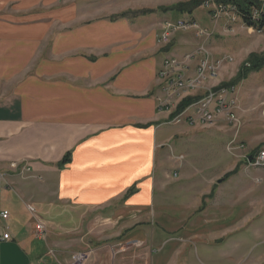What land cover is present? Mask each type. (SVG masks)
<instances>
[{"label":"crops","instance_id":"crops-1","mask_svg":"<svg viewBox=\"0 0 264 264\" xmlns=\"http://www.w3.org/2000/svg\"><path fill=\"white\" fill-rule=\"evenodd\" d=\"M1 1H5L4 7ZM179 1H170L167 6ZM149 2L0 0V17L17 15L36 20L8 27L0 23V52L13 54V68L22 67L23 51L27 52L25 61H31L41 40L43 48L32 72L26 73L11 93L4 94L0 87V210L11 213V188L7 181L13 182L15 191L27 201H43L39 210L54 209V200L63 205L110 209L121 200L124 208L150 210L156 189L165 188H155L152 167L157 158L159 164L164 163L165 142L188 127L185 123L176 124L179 127L172 128L171 136L165 135L164 127L172 124L167 123L169 112L158 107V99L164 93L157 72L166 55L182 57L194 52L201 41L191 32L178 31L171 43L163 46L158 38L164 21L194 17L176 11L139 13L166 6H150ZM41 8L46 10L39 11ZM128 11V16L114 18ZM154 12L164 13L163 17L148 16ZM67 153L68 162L61 167L52 166ZM13 165L29 167L34 181L23 179L20 172L12 170L16 167ZM37 176L42 180L35 185ZM157 179L159 184L164 182L161 173ZM131 187L134 190L125 197ZM223 223L228 225L231 220L224 219ZM241 225L237 220L233 226ZM9 235L8 240H0V264H26L24 254L40 252L30 228ZM180 235L164 240V246L161 237L149 233L148 226L135 228L125 237L128 244L140 242L141 246L151 247L152 252L158 250L154 264H172L171 258L162 254L163 249L171 244L169 251L181 256L187 250L182 244L199 237ZM224 236L220 244L224 243ZM227 241L231 251L225 259L241 264V240ZM205 244L209 245V240ZM200 249L206 258L207 247ZM185 263L193 264L187 258Z\"/></svg>","mask_w":264,"mask_h":264},{"label":"rangeland","instance_id":"rangeland-1","mask_svg":"<svg viewBox=\"0 0 264 264\" xmlns=\"http://www.w3.org/2000/svg\"><path fill=\"white\" fill-rule=\"evenodd\" d=\"M170 1L173 0H150L149 4L167 6ZM1 2V7H4L5 1ZM207 12L200 6L192 13L201 26L208 25L211 34L205 41L206 47L214 57L228 55L233 58V62L225 63L214 81H209V88H215V82L231 83L250 52L264 51V33L250 31L240 19L233 22L221 17L214 21ZM163 14L154 12L148 16L153 18ZM29 18L11 15L0 17V23L8 27L36 21ZM42 49L41 40L31 61H25L27 52L23 51L22 67L17 70L13 68L16 64L13 54L10 51L0 52V87L4 94L11 93L15 84L26 73L32 72ZM6 66L12 68L7 70ZM235 92L239 105L238 131L220 120L211 126L187 125L175 133L172 141L171 137L165 142L167 152L164 163L159 164L157 158L151 170L152 178L156 179L155 188L160 185L165 188L156 189L158 193L152 197L150 210L124 208L121 200L115 202L111 209L107 206L83 208L63 205L54 200L57 207L39 210L38 206L45 204L43 201H27L24 195L15 191L13 182L7 181V187L11 188V213L1 226H6L10 233H23L30 228L34 244L40 248L39 253L24 254L26 264H68L71 255L76 252L85 255L83 264H154L158 250L152 252L148 245L136 246L134 241L128 244V239L125 240L129 231L146 226L153 236L161 237V242L176 238L178 234L199 236L182 244L187 250L181 256L169 251L171 244L163 249L162 254L171 258L172 264H186V258L193 264H233L225 259L227 252L231 251L229 238L241 240V264H264V166L254 167L247 161V156L253 151L257 154L264 150V69L249 74L235 84ZM173 127L179 126L172 124L164 127L167 137L171 136ZM180 155L183 159L177 162L175 157ZM236 165L238 171L235 174L217 183ZM12 170L20 172L23 179L34 181L29 167L16 165ZM159 172L165 183L159 184ZM188 177L191 178L187 180ZM34 178L37 179L35 185L42 180L39 176ZM213 188V194L208 196ZM160 193L166 195H158ZM28 205L33 208L35 218L29 213ZM224 219L231 220V223L225 225ZM237 220L243 223L240 228L233 226ZM37 222L43 223L45 232L42 235L34 229ZM180 226L188 228L185 230ZM182 229L185 231L181 232ZM225 230L228 233L225 234ZM223 235L224 243L215 244L222 241ZM207 240L209 245L205 244ZM164 245L165 242L162 243ZM202 246L207 247L204 251L207 259L201 255Z\"/></svg>","mask_w":264,"mask_h":264},{"label":"built area","instance_id":"built-area-1","mask_svg":"<svg viewBox=\"0 0 264 264\" xmlns=\"http://www.w3.org/2000/svg\"><path fill=\"white\" fill-rule=\"evenodd\" d=\"M261 7L264 0H259ZM202 7L208 10V17L214 21L221 17L236 22L240 16L236 7L232 4H225L218 0H202ZM261 9V8H260ZM260 9L254 8L251 12L252 19L258 20ZM246 27V26H245ZM250 31L264 33V25L258 29L247 27ZM191 32L196 38H199L198 48L182 57L168 54L162 60L161 66L157 72L158 78L162 81V90L164 97L158 99V107L169 114L174 111L178 102L185 97L200 96L196 101L188 105L182 112L167 119V123L180 124L185 123L189 126H211L216 122L223 120L238 131L240 120L238 117L239 105L235 92V86L220 87L215 82V88H208V81H214L220 70L226 62H233V58L224 55L214 57L206 47L205 41L209 39L210 32L206 27L201 26L196 19L192 17L178 18L164 21L161 26L158 42L163 46L168 45L175 33ZM197 59L195 65L192 62ZM176 161H181L183 156H176ZM254 167L264 166V150L259 151L250 161ZM16 166V165H13ZM0 180L3 176L0 173ZM29 213L35 218V212L31 206H27ZM10 217L9 211L0 210V222L6 221ZM34 229L42 235L45 232L43 223L34 224ZM38 237V236H37ZM10 238L7 227L0 226V240ZM136 246H141L140 242H135ZM85 255L76 252L71 255L68 264H83Z\"/></svg>","mask_w":264,"mask_h":264},{"label":"trees","instance_id":"trees-1","mask_svg":"<svg viewBox=\"0 0 264 264\" xmlns=\"http://www.w3.org/2000/svg\"><path fill=\"white\" fill-rule=\"evenodd\" d=\"M220 2H223L225 4H232L236 7L237 13L239 14V18L246 27H253L255 29H258L264 25V4L261 8V3L259 0H218ZM202 5V0H187V1H179L177 3H174L170 6H158L155 9H144L139 11V13H147L152 11H177L180 14H188L191 15L193 11L197 8H199ZM254 8L260 9V17L258 20L252 19L251 12ZM131 13V11L128 12H121L114 16V18H121L126 17ZM264 69V51L261 52H250L246 59L240 64V67L238 69L237 74L232 79L231 83L221 82L218 86L220 87H226V86H235L238 82L244 80L248 77L249 74L258 72L260 70ZM200 96H189L185 97L182 100H180L174 109L169 114V119H171L174 115L182 112L188 105H190L192 102L196 101ZM256 154V151H253L250 155L247 156L251 159ZM69 153L65 154V156L57 163L52 164V166H62L66 162H68ZM238 171V165H236L232 170L226 172L223 175V180H227L230 176L235 174ZM134 188L128 189V191L125 194V197L129 196L131 194V191H133ZM214 188L211 189L208 196H211L213 194ZM127 240V239H126ZM223 241V239H222ZM221 241V242H222ZM220 242V243H221ZM215 243V244H220Z\"/></svg>","mask_w":264,"mask_h":264},{"label":"water","instance_id":"water-1","mask_svg":"<svg viewBox=\"0 0 264 264\" xmlns=\"http://www.w3.org/2000/svg\"><path fill=\"white\" fill-rule=\"evenodd\" d=\"M247 161L250 162V161H251V158L248 157V158H247ZM220 182H222V178H220V179L217 180V183H220Z\"/></svg>","mask_w":264,"mask_h":264},{"label":"bare ground","instance_id":"bare-ground-1","mask_svg":"<svg viewBox=\"0 0 264 264\" xmlns=\"http://www.w3.org/2000/svg\"><path fill=\"white\" fill-rule=\"evenodd\" d=\"M208 83H209V81H208ZM208 88H209V85H208ZM212 88V87H211Z\"/></svg>","mask_w":264,"mask_h":264}]
</instances>
